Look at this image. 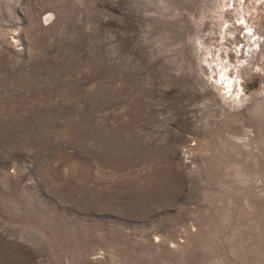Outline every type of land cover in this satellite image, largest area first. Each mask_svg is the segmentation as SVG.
Here are the masks:
<instances>
[{
	"label": "rangeland",
	"instance_id": "374dc122",
	"mask_svg": "<svg viewBox=\"0 0 264 264\" xmlns=\"http://www.w3.org/2000/svg\"><path fill=\"white\" fill-rule=\"evenodd\" d=\"M0 264H264V0H0Z\"/></svg>",
	"mask_w": 264,
	"mask_h": 264
}]
</instances>
